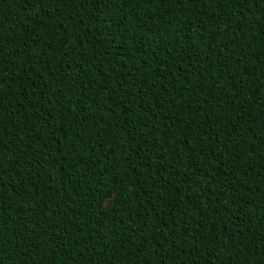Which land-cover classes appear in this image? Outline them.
Listing matches in <instances>:
<instances>
[{"label":"trees","instance_id":"obj_1","mask_svg":"<svg viewBox=\"0 0 264 264\" xmlns=\"http://www.w3.org/2000/svg\"><path fill=\"white\" fill-rule=\"evenodd\" d=\"M0 264H264V0H0Z\"/></svg>","mask_w":264,"mask_h":264},{"label":"snow or ice","instance_id":"obj_2","mask_svg":"<svg viewBox=\"0 0 264 264\" xmlns=\"http://www.w3.org/2000/svg\"><path fill=\"white\" fill-rule=\"evenodd\" d=\"M26 2H27V3H32L33 0H26ZM197 115H199V113H197ZM113 198H114V197H113ZM109 202H110V200H109Z\"/></svg>","mask_w":264,"mask_h":264}]
</instances>
